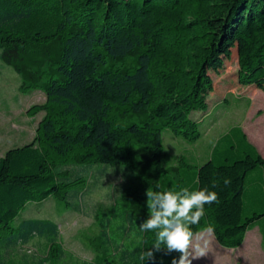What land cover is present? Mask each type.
Returning <instances> with one entry per match:
<instances>
[{"label": "trees", "instance_id": "obj_1", "mask_svg": "<svg viewBox=\"0 0 264 264\" xmlns=\"http://www.w3.org/2000/svg\"><path fill=\"white\" fill-rule=\"evenodd\" d=\"M54 40L56 73L45 80L46 101L28 111L46 112L36 136L0 156V231L7 232L0 235V264L77 262L71 254L68 260L55 220L12 223L27 206L51 196L70 208L81 198L72 187L80 176L72 179L57 164L75 156L86 166L127 165L133 145L148 150L155 171L152 187L143 183L138 189L146 210L129 208L101 219L98 254L78 264H142L141 252L155 241L154 230L138 227L150 215L146 193L152 190L216 191L218 200L206 204L205 215L191 227L196 234L212 225L222 247H239L256 225L264 230V157L239 127L216 141L208 159L184 162L175 176L165 165L162 144L167 127L190 141L201 136L208 94L218 93L215 104L227 100L221 92L229 79L222 86L216 78L233 53L236 83L264 90V0H0V47L7 64L22 74L20 63L10 59L21 62L19 51ZM133 52V68L107 67V60ZM114 106L148 117L120 124L111 116ZM35 239L45 243L42 250L19 256L18 249ZM178 255L161 249L145 264H171Z\"/></svg>", "mask_w": 264, "mask_h": 264}, {"label": "rangeland", "instance_id": "obj_2", "mask_svg": "<svg viewBox=\"0 0 264 264\" xmlns=\"http://www.w3.org/2000/svg\"><path fill=\"white\" fill-rule=\"evenodd\" d=\"M58 48L59 41L54 40L49 44L31 47L26 54L19 51L17 55L21 57V62L16 59L10 60L20 63L22 75L14 66L6 63L5 49L0 47V152H5L11 145L30 143L34 140L36 127L46 112L42 110L30 114L28 111L31 107L46 101L43 86L45 80L56 73L54 60ZM136 58L137 53L133 52L122 59L107 60V67L131 69L136 64ZM227 61L229 62L223 68V75L216 78L222 86L226 83L229 85L221 92L227 96V100L215 104L212 99L218 93L211 91L207 96L210 109L203 117L207 120L199 125V128L204 129L203 132L206 127L208 131L195 141H190L182 135H175L168 127L162 131L164 162L173 176L183 162L199 160L203 155L201 151L211 146L218 132L231 125L241 124L240 127L245 128L251 141L258 140L259 136L264 141V116L260 118L264 114V90L254 85L244 86L236 83L238 65L234 53L232 59ZM224 77L229 81L225 83ZM212 111L214 114L210 117ZM111 116L117 123L130 124L147 119L148 112L135 113L129 106H114ZM216 119L218 121H215ZM257 121L262 122L257 125ZM129 155L130 161L127 165L97 163L86 166L75 156L57 164L58 170L72 179L80 176V180L72 187L79 189L82 193L81 198L70 208L64 200L51 196L43 202L27 206L12 225L17 226L21 220L30 217L55 220L59 224L60 241L64 250L68 252V260L71 261L73 256L77 262L92 261L98 254L101 219L113 217L118 211L129 208L138 212L146 210L145 204H141L138 189L143 183H148L152 187L155 181L152 161L145 147L133 145ZM196 155L198 158H194ZM136 202L138 205H135ZM113 220L114 218H111V221ZM3 234L7 232L0 231V235ZM208 241L207 255L204 259L196 261L197 264H248V261L242 259L244 253L239 247L231 249L221 247L214 238ZM44 244L43 241L35 239L20 247L17 253L19 256L35 254L42 250ZM221 251L225 253L220 255ZM77 262L74 264H78ZM253 262L264 264V259H255Z\"/></svg>", "mask_w": 264, "mask_h": 264}, {"label": "clouds", "instance_id": "obj_3", "mask_svg": "<svg viewBox=\"0 0 264 264\" xmlns=\"http://www.w3.org/2000/svg\"><path fill=\"white\" fill-rule=\"evenodd\" d=\"M224 183H230L225 177ZM150 215L139 223L141 232L155 231V241L150 248L142 251L140 261L155 260L154 251L164 250L165 254L177 252L172 256L171 264H192L194 259L207 255L209 241L204 236L197 237L192 225L198 224L205 215V205L218 200V193L207 187L191 189L182 187L178 191L171 189L152 190L146 193ZM214 233L212 225L203 230Z\"/></svg>", "mask_w": 264, "mask_h": 264}, {"label": "crops", "instance_id": "obj_4", "mask_svg": "<svg viewBox=\"0 0 264 264\" xmlns=\"http://www.w3.org/2000/svg\"><path fill=\"white\" fill-rule=\"evenodd\" d=\"M227 97V96H226ZM217 108V106L215 107V109ZM214 109V110H215ZM214 111H212L211 116H213V113ZM264 116L261 115L260 118ZM219 119V118H218ZM218 119H216L215 121H218ZM207 119L206 118H203V121L201 122V124L205 123ZM214 121V122H215ZM212 122V124L214 123ZM259 122H262V121H257V125ZM210 124V123H209ZM241 124H234V125H231L229 126L228 128H226L225 130H221L220 132H218L217 136L215 137L213 143L211 144V146L205 150V151H201L202 152V157L199 159V160H195L193 162H189V164H192V165H199L201 164L204 160L208 159L212 153V150H213V147L215 146L216 144V141L222 136L224 135L231 127L233 126H237L239 127L242 132L246 135L248 141L256 148V150L264 157V141L261 140V137L259 136L258 140H254V141H251L248 133H246V130L244 127H240ZM205 127V125L203 126ZM37 128V127H36ZM204 129H202V133H201V137L208 131L207 130V127L205 129V131L203 132ZM200 138V137H199ZM198 138V139H199ZM28 142H24V143H20V144H16V145H11L9 146V148H13V147H17V146H22V145H25L27 144ZM6 152V151H5ZM5 152H0V156H2ZM3 153V154H2ZM194 158H198V156L196 155ZM184 163V162H183ZM182 165V164H181ZM262 222V220H261ZM59 225V224H58ZM204 232L203 230L202 231H199L196 233V236H204V237H207L208 239H210L212 241V239L214 238L215 240V237L213 235V233H202ZM220 246V245H219ZM222 247V246H221ZM218 248V247H217ZM225 248V247H224ZM237 248V247H236ZM231 249V248H229ZM239 249L243 250V253L240 252L243 256H238V258H242L245 262L248 261V264H254L253 261H255V259H264V230H262L259 225H256L250 229H248L245 233V236H244V240L242 242V244L239 246ZM219 250V249H218ZM221 250V249H220ZM225 253V252H224ZM222 251H221V254H224ZM201 259H204V256L203 257H199L197 259H194L192 261V264H197L196 261L198 260H201Z\"/></svg>", "mask_w": 264, "mask_h": 264}]
</instances>
